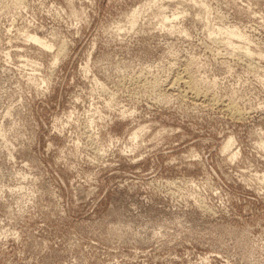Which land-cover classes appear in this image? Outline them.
Here are the masks:
<instances>
[{"label":"rangeland","instance_id":"374dc122","mask_svg":"<svg viewBox=\"0 0 264 264\" xmlns=\"http://www.w3.org/2000/svg\"><path fill=\"white\" fill-rule=\"evenodd\" d=\"M0 264H264V0H0Z\"/></svg>","mask_w":264,"mask_h":264},{"label":"bare ground","instance_id":"6f19581e","mask_svg":"<svg viewBox=\"0 0 264 264\" xmlns=\"http://www.w3.org/2000/svg\"><path fill=\"white\" fill-rule=\"evenodd\" d=\"M37 41V40H36ZM38 43L42 44L41 42L37 41Z\"/></svg>","mask_w":264,"mask_h":264}]
</instances>
